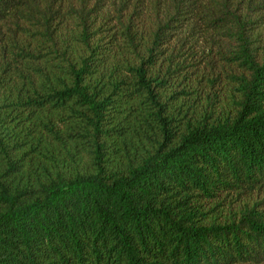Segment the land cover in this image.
Instances as JSON below:
<instances>
[{"label": "trees", "instance_id": "16d2710c", "mask_svg": "<svg viewBox=\"0 0 264 264\" xmlns=\"http://www.w3.org/2000/svg\"><path fill=\"white\" fill-rule=\"evenodd\" d=\"M0 264H264V0H0Z\"/></svg>", "mask_w": 264, "mask_h": 264}]
</instances>
